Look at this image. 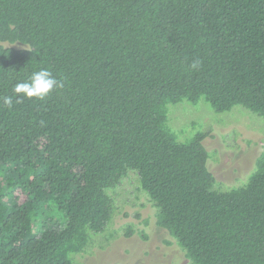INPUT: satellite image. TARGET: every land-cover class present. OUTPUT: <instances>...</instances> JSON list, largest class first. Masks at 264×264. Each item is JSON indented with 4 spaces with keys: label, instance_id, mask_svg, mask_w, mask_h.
Wrapping results in <instances>:
<instances>
[{
    "label": "trees",
    "instance_id": "16d2710c",
    "mask_svg": "<svg viewBox=\"0 0 264 264\" xmlns=\"http://www.w3.org/2000/svg\"><path fill=\"white\" fill-rule=\"evenodd\" d=\"M41 68L64 86L17 103ZM201 99L264 116V0H0V264H74L131 170L191 264H264V149L218 188L169 124Z\"/></svg>",
    "mask_w": 264,
    "mask_h": 264
},
{
    "label": "rangeland",
    "instance_id": "374dc122",
    "mask_svg": "<svg viewBox=\"0 0 264 264\" xmlns=\"http://www.w3.org/2000/svg\"><path fill=\"white\" fill-rule=\"evenodd\" d=\"M169 116L182 140L204 131L218 188L248 179L264 149V116L241 105L216 112L204 99L170 104ZM110 194L116 205L111 220L104 231L91 233L83 252L72 255L74 264H191L176 239L158 224V208L141 188L136 171H129Z\"/></svg>",
    "mask_w": 264,
    "mask_h": 264
},
{
    "label": "clouds",
    "instance_id": "9594fccd",
    "mask_svg": "<svg viewBox=\"0 0 264 264\" xmlns=\"http://www.w3.org/2000/svg\"><path fill=\"white\" fill-rule=\"evenodd\" d=\"M198 61L193 62L192 67H198ZM62 80H58L47 68H41L38 71H33L31 76L26 81L17 82L13 85V94L18 97L17 103L25 98L45 99L52 91L62 88ZM3 103L9 108L13 106V97L5 96L2 98Z\"/></svg>",
    "mask_w": 264,
    "mask_h": 264
}]
</instances>
